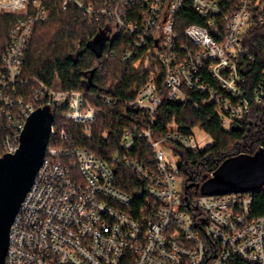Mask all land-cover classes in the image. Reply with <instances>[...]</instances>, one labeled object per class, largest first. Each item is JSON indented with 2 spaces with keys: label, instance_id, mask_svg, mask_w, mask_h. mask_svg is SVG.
<instances>
[{
  "label": "built area",
  "instance_id": "1",
  "mask_svg": "<svg viewBox=\"0 0 264 264\" xmlns=\"http://www.w3.org/2000/svg\"><path fill=\"white\" fill-rule=\"evenodd\" d=\"M59 2L62 9L77 6L89 22H105L110 36H128L122 61L160 65L162 82L154 72L127 101L143 122L122 133L107 160L82 147L49 148L11 224L5 264H264V215L253 213V191L199 192L190 205L182 195L176 147L197 151L212 144L211 136L199 126L189 134L175 125L154 131L157 107L163 99L184 100L185 89L213 104L225 128L264 99V69L251 90L243 73L253 60L244 37L264 23V0ZM186 6L197 21L180 27ZM0 13L14 16L0 55L2 152L16 150L27 117L43 105L67 102L62 115L84 121L89 132L100 110L87 92L38 79L30 86L23 76L33 27L47 17L43 0H0ZM97 96L106 105L116 102L106 92ZM59 135L65 138L66 129ZM117 166L135 179L120 180Z\"/></svg>",
  "mask_w": 264,
  "mask_h": 264
},
{
  "label": "trees",
  "instance_id": "2",
  "mask_svg": "<svg viewBox=\"0 0 264 264\" xmlns=\"http://www.w3.org/2000/svg\"><path fill=\"white\" fill-rule=\"evenodd\" d=\"M43 2L47 17L33 27L24 53L23 76L30 86L35 83L32 79H38L52 88L87 92L89 102L100 110L89 121L91 130L85 132L84 121L69 120L62 115L67 102L52 105L50 109L54 115L52 125L55 132L50 134L46 154L50 147H82L107 160L120 148L122 133L134 123L143 122L140 112L134 107L130 108L127 101L134 98L154 72L157 83L161 84L162 68L155 63L150 66L135 65L134 59L122 61L128 36L106 34L105 22L87 21L75 5L62 9L59 0ZM179 15L180 27L197 21L189 6L184 7ZM13 18L12 14L0 13V55L9 40L8 32ZM101 34L104 38L99 45L95 44ZM244 43L253 55V60L247 63L243 72L251 90L264 69V23L250 28L245 34ZM185 91L187 96L184 100L163 99L155 111L154 131L163 132L175 125L182 133L189 134L194 126H199L212 138L211 145L197 151L176 147L182 178L181 192L190 205L199 189L186 187L188 183H202L227 157L264 149V99L253 103L249 112L230 121L229 127L225 128L213 104L200 103L201 95L195 90ZM101 92L115 96L116 102L111 105L102 103L97 96ZM194 101L199 102L197 107ZM2 121L0 115V142L5 135ZM61 128L67 131L65 138L59 135ZM137 147L146 149L145 142L138 141ZM2 154L0 149V156ZM117 176L120 180L135 179L134 174L123 166H117ZM252 210L255 215H264V185L253 194Z\"/></svg>",
  "mask_w": 264,
  "mask_h": 264
},
{
  "label": "water",
  "instance_id": "3",
  "mask_svg": "<svg viewBox=\"0 0 264 264\" xmlns=\"http://www.w3.org/2000/svg\"><path fill=\"white\" fill-rule=\"evenodd\" d=\"M103 38L101 34L95 44ZM53 118L49 106L37 107L26 119L16 150L0 156V264H5L13 219L43 162ZM263 185L264 149L259 148L252 154L227 157L202 183L186 187L195 186L201 194L210 195L255 192Z\"/></svg>",
  "mask_w": 264,
  "mask_h": 264
},
{
  "label": "rangeland",
  "instance_id": "4",
  "mask_svg": "<svg viewBox=\"0 0 264 264\" xmlns=\"http://www.w3.org/2000/svg\"><path fill=\"white\" fill-rule=\"evenodd\" d=\"M146 65H147V64H146ZM194 127H195V126H194ZM197 133H199V131H197ZM200 134H203V133L201 132ZM200 134H197V137H198V138H199V135H200ZM203 135H204V134H203Z\"/></svg>",
  "mask_w": 264,
  "mask_h": 264
}]
</instances>
